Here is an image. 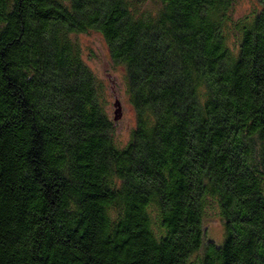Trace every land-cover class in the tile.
Segmentation results:
<instances>
[{
	"label": "trees",
	"instance_id": "16d2710c",
	"mask_svg": "<svg viewBox=\"0 0 264 264\" xmlns=\"http://www.w3.org/2000/svg\"><path fill=\"white\" fill-rule=\"evenodd\" d=\"M235 1L0 0V264H264V0Z\"/></svg>",
	"mask_w": 264,
	"mask_h": 264
},
{
	"label": "rangeland",
	"instance_id": "374dc122",
	"mask_svg": "<svg viewBox=\"0 0 264 264\" xmlns=\"http://www.w3.org/2000/svg\"><path fill=\"white\" fill-rule=\"evenodd\" d=\"M255 0H236L234 3L233 17H243L254 8ZM77 41L82 48L83 56L87 60L90 69L106 83L109 92V113L113 116L117 109L114 96L120 106L119 117L115 124V141L119 146L126 144L129 134L134 126L135 117L132 105L129 104L125 85L123 82V70L113 67L108 56V50L101 35L96 32H87L77 35ZM206 232L213 237L217 243L221 237V224L216 215L210 213L207 221Z\"/></svg>",
	"mask_w": 264,
	"mask_h": 264
},
{
	"label": "water",
	"instance_id": "95a60500",
	"mask_svg": "<svg viewBox=\"0 0 264 264\" xmlns=\"http://www.w3.org/2000/svg\"><path fill=\"white\" fill-rule=\"evenodd\" d=\"M117 109L114 111V120L116 121L119 117V110H120V106L118 104L117 101H115L114 105Z\"/></svg>",
	"mask_w": 264,
	"mask_h": 264
}]
</instances>
